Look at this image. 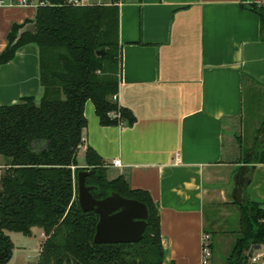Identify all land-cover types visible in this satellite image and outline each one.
Masks as SVG:
<instances>
[{"label":"crops","instance_id":"obj_1","mask_svg":"<svg viewBox=\"0 0 264 264\" xmlns=\"http://www.w3.org/2000/svg\"><path fill=\"white\" fill-rule=\"evenodd\" d=\"M1 1L8 0H0V55L13 27L34 22L37 12ZM250 4L264 0L119 1L117 100L135 121L104 126L88 101L78 167L88 168L86 151L92 148L108 179L122 176L131 189L149 193L160 214L163 264L202 263L203 237L215 230L208 226L207 210H224L223 219H213L219 226L239 216V232L240 206L247 201L264 206V163L234 159L231 135L242 126L245 92L256 98L264 91L262 22L243 7ZM42 95L40 50L30 43L0 65V106L24 97L39 101ZM116 159L120 167L112 165ZM5 168L0 162V174ZM38 230L36 264L46 240ZM14 250L7 264L14 262Z\"/></svg>","mask_w":264,"mask_h":264},{"label":"trees","instance_id":"obj_2","mask_svg":"<svg viewBox=\"0 0 264 264\" xmlns=\"http://www.w3.org/2000/svg\"><path fill=\"white\" fill-rule=\"evenodd\" d=\"M38 7L36 34L16 42L14 26L0 65L15 58L24 45L40 50L39 101L24 97L0 106V155L6 168L0 174V264L13 257L14 243L6 232L31 237L34 228L46 236L38 264H163L160 214L148 192L133 190L124 177L108 179L106 166L92 149L86 151L88 186L102 200L112 193L144 203L148 209L143 239L133 244H95L98 215L84 212L78 202V152L87 126L85 105L91 101L104 126L132 125L133 114L118 100L122 47L120 0L109 5L75 7L67 0H47ZM261 17L264 39V4L243 6ZM28 21L27 23H30ZM26 23V24H27ZM104 50L105 54L97 56ZM264 163V146L256 151ZM240 229L225 264H248L254 245L264 246V206L247 201L240 206ZM213 244H211V249Z\"/></svg>","mask_w":264,"mask_h":264},{"label":"rangeland","instance_id":"obj_3","mask_svg":"<svg viewBox=\"0 0 264 264\" xmlns=\"http://www.w3.org/2000/svg\"><path fill=\"white\" fill-rule=\"evenodd\" d=\"M109 2L110 0H91L90 2ZM255 98L251 92H245V111L244 118L241 124L234 127L231 135L233 136L234 142V154L233 158L238 159L239 156L243 159L250 158L256 160L259 151L264 146V91ZM6 162V159L0 156V162ZM80 161L83 162L82 156ZM110 178L109 174H107ZM224 211V210H223ZM217 211L212 213L207 210L208 226L215 230L212 233H207L209 236L210 244H213L214 240V252L212 257V264H225L226 259L229 257L234 244L239 237V232H236L239 216L233 215L229 225L219 226L213 219H223L221 216L225 215V212ZM227 213V212H226ZM231 217V216H230ZM211 231V229L209 230ZM10 236L11 240L15 245L14 257L15 260L12 264H36L38 261L37 251L42 241L38 228L33 229L31 237H26L22 233L6 232ZM214 235V236H213ZM45 240H43L44 243ZM248 264H262V261L253 263L251 259Z\"/></svg>","mask_w":264,"mask_h":264},{"label":"water","instance_id":"obj_4","mask_svg":"<svg viewBox=\"0 0 264 264\" xmlns=\"http://www.w3.org/2000/svg\"><path fill=\"white\" fill-rule=\"evenodd\" d=\"M38 21L25 24L18 32L16 42L26 33L38 32ZM105 54L98 51L97 56ZM96 171L81 168L77 172L78 202L84 212H94L98 215V223L94 235L95 244H133L143 239L147 226L148 209L144 203L126 199L118 193L98 200L93 196L94 186H88L86 180L94 176ZM2 193V190H0ZM261 245H254L249 254L259 251Z\"/></svg>","mask_w":264,"mask_h":264},{"label":"built area","instance_id":"obj_5","mask_svg":"<svg viewBox=\"0 0 264 264\" xmlns=\"http://www.w3.org/2000/svg\"><path fill=\"white\" fill-rule=\"evenodd\" d=\"M91 0H67V4L75 7L87 6V5H104L103 2H90ZM2 4L7 3L10 6H20V7H44L49 6L51 3L47 0H8V2L1 1ZM117 100V97H114ZM115 167L121 166V161L116 159L112 163ZM212 249L209 242V236L206 234L203 237L202 246V263L201 264H211L212 261ZM253 263L257 261H262L264 263V250L254 251L252 257L250 258Z\"/></svg>","mask_w":264,"mask_h":264}]
</instances>
